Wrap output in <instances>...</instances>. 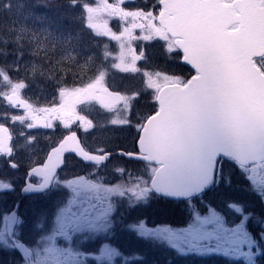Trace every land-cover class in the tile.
Masks as SVG:
<instances>
[{"label": "snow or ice", "instance_id": "1", "mask_svg": "<svg viewBox=\"0 0 264 264\" xmlns=\"http://www.w3.org/2000/svg\"><path fill=\"white\" fill-rule=\"evenodd\" d=\"M126 3L136 0H93L95 6L85 0H68L66 8H80L81 32L65 35L48 28L36 31L23 23L34 15L35 6L28 0H14V4L0 0V12L7 10L9 17L15 6V18L0 27V57L4 58L0 89L8 90L0 91V100L25 113L0 112V169L6 164L18 170L22 166L18 157L23 156L28 181L20 189L22 194L63 193L50 211L37 213L36 235L31 240L22 238L26 220L19 203L0 213V250L19 252L14 264H86L89 258L109 264L122 258L123 264H129V258L107 238L114 230L119 202L126 200V207L134 209L149 207L153 201L180 199L191 210L186 227H148L143 219L126 227L183 255L222 254L256 264V257L264 255V215L255 221L260 230L253 231L249 226L253 214L243 203H227L236 215L228 222L203 197L222 183L230 186V175L224 172L227 161L264 202V0H155L151 4L142 0L135 9H125ZM104 14L124 22L119 33L112 30L109 20H101ZM136 30L140 35L134 34ZM84 31L118 42V55L112 56L105 45L102 58L86 56L81 67L90 68L92 75L87 79L74 76L72 87L61 86L68 80L67 72L57 79L54 68L45 75L34 61L26 62L25 78L13 82L11 74L20 73L23 54L8 63L10 43L21 50L28 46L33 56L45 52V58L49 51L59 49L62 56L57 63L74 62L81 54ZM156 40L163 42L164 55L191 66L194 74L185 78L142 70L138 62L147 63L150 54L133 44ZM38 70L53 82L59 98L44 107L34 106L21 95L30 86L25 81H35ZM115 70L140 74L143 88L111 90L107 78ZM149 92L154 107L150 113L137 112L136 102ZM92 103L106 110L98 114L102 118L81 114V106ZM17 122L22 126L19 131L7 126ZM57 124L66 134L55 140L46 138L45 147L39 148L40 137L32 135V130L55 129ZM116 127L135 129L134 150L110 144L108 139L101 147H89L78 135L81 130L103 135ZM38 151L43 155L34 160ZM69 153L93 170L61 179L59 170ZM114 157L144 163L143 174L133 177ZM110 162L112 173L127 174L129 182L105 183L101 172ZM32 177L39 181L32 182ZM15 190V181L0 175V194ZM194 200L203 204L205 214ZM93 239L99 240L98 254L83 249Z\"/></svg>", "mask_w": 264, "mask_h": 264}, {"label": "rangeland", "instance_id": "2", "mask_svg": "<svg viewBox=\"0 0 264 264\" xmlns=\"http://www.w3.org/2000/svg\"><path fill=\"white\" fill-rule=\"evenodd\" d=\"M50 1V0H47ZM56 4L52 5V9L53 12H47L44 10H40L37 9L38 6L36 3H32L35 7L33 8V17L28 19L27 21H22L23 23L27 24L30 28H32L33 30L39 31V29L41 28H48L49 31H52L54 33H64L65 35L72 33H78L81 32V22L78 19L81 12H80V8H76V9H68L65 7V5H67L68 0H51V2H55ZM30 2V0H28V3ZM85 2L89 3L92 6H95L93 4V0H85ZM109 2H114V0H109ZM13 4H14V0H13ZM30 4V3H29ZM48 10V8H47ZM13 14L12 17L8 16V11L5 12V14L0 17V27H6L9 23L10 20L12 18H15V6H13V8L10 10ZM59 11V12H58ZM86 15V14H85ZM22 19V18H21ZM109 20V26L112 28L113 31L119 33L122 28L125 26L124 22L119 21L118 19H114L112 17H108L106 14L102 15L101 20ZM76 28H78L79 30H75ZM90 33V32H89ZM83 39L82 42L80 44V51L81 54L77 56L76 60L74 62L72 61H63L62 63H57V61H60L62 53L59 49H57L56 52H48L47 53V58L45 52H40L39 56H33L31 54V49L28 46H25L22 50L18 49L16 47L15 44H9L7 50L9 52V55L7 56V62L11 63L13 60H17L19 59V56L22 52L23 54V59H21L19 61L20 63V67H21V71L20 73H12L11 75H13V82L15 83L16 79H24L25 78V66H26V62L29 61H34L36 64H39L42 66L43 71L47 72L50 71L54 68L55 71L57 68H61L64 69V72L68 73V77H70V80H73V77L75 76L76 78H79L80 75H84L85 79H87L88 76L92 75L91 69L90 68H82L81 65H83L85 63V57L86 56H97L102 58L104 51H105V45H107V51L111 52L112 56H116L118 55L119 52V47H118V42L116 41H112L109 37H98L95 36L94 32H91L89 36L88 35V31H84L83 32ZM158 41L160 44H162L163 47V42ZM145 47H147V45H144ZM150 50V47L147 49V51ZM169 59H172L171 61V68H175L174 65V61L173 59L176 57L174 56H168ZM4 62V58L0 57V64H2ZM114 61L109 60L108 63H112ZM97 63H99V60H97ZM141 65V64H140ZM28 68L30 69L31 65L28 64L27 65ZM95 65H93L92 67H94ZM139 66V65H138ZM142 70H147L145 67H140ZM28 75H31V72H28ZM140 74H133V73H121L118 70L115 71H111L108 78H107V83H111L112 85L117 86L119 89H141L143 88V84H142V80L143 77L141 76L140 78H138ZM39 70L38 73L35 77V81L29 80V81H25L26 83H29V87H27L26 89L22 90L21 95L23 98L28 99L30 103H33L34 106L37 107H44V106H48L52 100L55 99L58 100V95L55 91V87L50 86L49 81L46 79H43L41 83L38 82L39 80ZM120 81V82H118ZM136 85V86H134ZM79 86V85H77ZM136 87V88H135ZM0 91H5L7 92V89H0ZM148 101L151 100V93L149 92L146 95H143L140 97V99L136 102V107H137V112L140 113L139 111V106L142 105V103L145 101V99L147 98ZM50 102V103H49ZM106 110L101 109L99 107V105L92 103L89 105H82L81 106V114H86L89 115L90 118H93L94 120L96 118H102V117H98L99 113H103ZM0 112H7L8 115L13 116V115H24V110L23 109H15L12 107L8 106V103L6 100H0ZM144 113V112H142ZM2 122V121H0ZM135 123V122H134ZM10 125L14 126L12 128H14L15 131H19L22 126L19 124V122L15 123V125L9 123ZM53 129H35L32 130L31 134L35 135V136H41L40 140H39V145L38 147L43 149L45 147V139L46 138H51L53 140L54 137V133L50 132ZM83 131V130H82ZM135 129L133 128H110L107 130V132L103 135H101L98 132H89L86 135L88 136L87 138H89L91 141L89 142L90 146H98L101 147L103 146L102 144V140L103 139H108L110 141L111 144L113 145H119V144H114L112 142H116L118 140H120L119 138H125L128 137L130 135V137L133 135ZM129 137V138H130ZM128 138V139H129ZM112 141V142H111ZM124 147L126 148H131V146L129 145H125L122 144ZM121 147V146H120ZM123 148V147H122ZM42 153V152H41ZM43 155V153H42ZM23 157V156H21ZM24 159V158H23ZM25 164L27 165V159H25ZM23 166H25L23 164ZM27 167V166H25ZM143 170V168H142ZM225 172L227 174V168L225 169ZM23 171H19V170H13L7 166L4 165V167L2 169H0V175H6V177L8 179H13L15 181V185L17 187V190L14 192H3L2 194H0V213H4L9 211L12 206L16 203L17 198L20 196V188L22 186H24V182H23ZM143 173H136V175H142ZM23 175V176H22ZM21 177V178H20ZM66 176H62L61 179L65 178ZM125 177H122V181L124 182H128L127 180L124 179ZM247 180V179H246ZM249 182V181H248ZM24 183V184H23ZM250 185V183H249ZM238 187V185H237ZM59 196H58V195ZM54 193L52 196L49 197H41V196H37L35 198L36 200V210L34 211L36 214L32 215L33 217L31 218V226H30V230L31 232L28 230L27 228V219L28 216L31 215V208L33 206L32 204V198L33 197H28L24 200V204H20V209L19 212L20 214L25 218L26 220V224L24 227L25 233L28 234H33V236H30V240L36 235V231L33 228V224L35 222V218L37 213L40 210H45V211H50L53 207V203L54 201L57 199V197H60L63 195V193ZM57 195V196H55ZM26 196V195H25ZM35 196V195H32ZM23 201V200H22ZM192 203L195 205V207L197 209L200 210V208H203V205H200V201H192ZM152 205V203H151ZM227 205V203H226ZM247 208L250 207H255L256 205L253 203H247L245 205ZM119 209H120V216L118 219L115 220V227L114 230L112 231V233L108 234V239L110 240L111 244L114 246H117L119 248V250L121 251L122 248L126 249V250H133L136 249L137 245H142L143 247L147 248V250L153 252V256L155 257V259L161 260V258H163L164 256H167V259H169L170 255L171 257H174L171 261L174 264H181L182 263V257H189V258H193L194 260H200L198 261L199 264H226L227 262H237V263H247L243 258H240L238 260H232L229 259L227 257H225L222 254H213V255H196V254H187V255H183L178 253L175 249L170 248L169 246L165 245V244H161L157 241H154L150 238H143V237H139L135 234L134 231L128 229L126 226L137 219H143L145 220V218H143V216H139L141 213L145 212V207H137L134 209H128L126 207V200L125 201H120L119 203ZM185 209H186V218H187V222H190L191 216H190V209L188 207H186L185 205ZM224 211L226 213H230V218H227L228 222H231L232 220L236 219V215L231 211H227V207H223ZM249 212L251 211V209H248ZM201 211V210H200ZM202 214H205L204 212L201 211ZM264 214V208L261 209V214ZM260 214V215H261ZM224 215V214H223ZM226 216V215H225ZM31 217V216H30ZM158 226H164L166 224H157ZM148 227H154V225H149L147 224ZM168 226V225H167ZM186 225H182L180 227H186ZM172 227V226H171ZM178 227H174V228H180ZM24 237V236H23ZM132 244V246H128V244ZM98 244L99 241L97 242L96 245V250H91L93 252H95V254H98ZM79 246V245H78ZM246 250V249H245ZM125 257L129 258V262L132 261V263L135 262H140L142 260V257L137 253H131V254H127L124 255ZM19 255L17 252L15 251H5V250H0V264H14V262L16 260L19 259ZM134 257H139V259H133ZM119 260V261H118ZM86 264H109V262L107 261H100L97 262L92 258H89L86 262ZM111 264H123V260L122 258H114V260L111 262ZM233 264V263H231Z\"/></svg>", "mask_w": 264, "mask_h": 264}, {"label": "flooded vegetation", "instance_id": "3", "mask_svg": "<svg viewBox=\"0 0 264 264\" xmlns=\"http://www.w3.org/2000/svg\"><path fill=\"white\" fill-rule=\"evenodd\" d=\"M154 2H155V0H149L150 4L154 3ZM140 3H142V0H136V3H126L123 6L125 7V9H135L137 7V5L140 4ZM114 19L116 20V18H114ZM134 34L135 35H140L139 30H136V32ZM144 45H147V47H145ZM133 47H136V48H138L140 50H143V49L147 50L150 47V50L148 51V53L150 54V58H149L148 62L147 63H145L144 61L138 62L139 67H145L147 69V71H164V72H166L168 74H173L174 73L176 75L184 76L185 78H190L191 75L194 74V71L189 66L185 65L182 62H178L177 59H175V58L173 59V61L175 63V65H174L175 68H171L170 66H171V62H172L171 60L172 59H169L168 56L163 54V52H162V44H160L158 41H154V42L136 41V42H134ZM63 72H64V69L57 68L55 73H54L55 78L58 79L63 74ZM44 73H45V75L50 74L49 71H47V72L44 71ZM140 77L141 76L139 75L138 78H140ZM43 79L44 78L40 76L38 82L43 84L41 82ZM118 82H120V81H118ZM49 84H50V81H49ZM108 85H109L111 90H121V91L123 90V89H119L115 85H112L111 83H109ZM50 86H52V89H53L54 85H53L52 81H51ZM61 86L62 87H72L73 83H72V80H70V77H68V80H67L66 84H62ZM134 86H136V85H134ZM55 91L57 93V89H55ZM148 99H150V98L148 97L147 99H145V101L142 103V105L139 106L140 113H142V112L150 113V110L154 107V105L152 103H150L151 100L148 101ZM136 110H137V107H136ZM133 122H135V121H133ZM7 126H9L10 128L14 127V126H12L10 124H8ZM72 130H77V128L73 127ZM50 132L54 133L53 140L57 139L62 134H66V132H64L62 126L59 125V124H57L55 129L51 130ZM78 135L80 136L81 140L86 145H88L89 147H98V146H94V145L93 146L89 145L88 141H91V140L89 138H87L88 136L82 130L78 133ZM39 137L41 138V136H39ZM129 137H130V135L128 137H125V138H119L120 140H118L116 142H112V141L111 142L114 143V144H119V146L131 151V150H134V148H135L136 131H134L133 135L130 138ZM103 142H104V139L102 140V144H103ZM109 143H110V141H109ZM122 144L129 145V146H131V148H126ZM41 156H42V153L38 151L36 156L33 157V159L34 160L38 159ZM18 159H21V161H22V166L18 170L19 171H23V173H24L23 174L24 175L23 182L25 183L26 181H28V177H26V175H25L26 171H28V168L25 167V166H27L25 164V158L23 159V157H18ZM65 159H66L65 166H63L59 170V177L60 178L62 176L71 177L74 174H86L89 171L93 170L92 166L90 164L82 163L73 154H70V153L66 154ZM113 159L114 160H120L121 164L125 165L126 168L132 172L133 177H135L136 173H142V168H144V163H142L140 161H137V160H123L120 157H114ZM111 163L112 162L109 163V168L107 170L101 172V175L106 178L105 179V183L106 184L107 183H116V182H119V181L122 180V177L116 176V175H114L112 173ZM23 164L25 166H23ZM5 166H7V165L5 164ZM13 170H15V169H13ZM124 177H125L124 179L129 182V177L127 176V174H125ZM31 181L32 182H38L39 181V177H32ZM132 182H134V181H132ZM15 189L17 190L16 185H15ZM5 192H11V191H5ZM57 195H55V196H57ZM28 197H33L32 198L33 206L31 208L32 210H31V215H30L31 217L28 216V219H27V223L28 224L26 225L28 230L31 232V230L29 228L31 226L30 222H31V218L33 217L32 215L36 214L34 211L36 210V207H37L36 200H35L37 195H35V196H32V195L22 196L21 195V191H20V196L17 198L15 204L19 203V206H20L21 203L24 204V200L26 198H28ZM19 209H20V207H19ZM119 216H120V209L118 207V210L115 213V220L118 219ZM31 235L33 236V234L25 233V230H23V236L24 237H22V238L25 239V240H30V236ZM98 241L99 240L93 239V240H90V241L84 243L83 244V249H86V250H89V251H91L93 249L96 250V246H94V245H96Z\"/></svg>", "mask_w": 264, "mask_h": 264}, {"label": "trees", "instance_id": "4", "mask_svg": "<svg viewBox=\"0 0 264 264\" xmlns=\"http://www.w3.org/2000/svg\"><path fill=\"white\" fill-rule=\"evenodd\" d=\"M29 3L30 5H33L32 3H36L38 6L37 9L44 10L47 12H53V9L51 7L53 4H56V1L51 2V0H44L43 3H38V0H30ZM6 11L0 12V17H2ZM75 30L79 29L76 28ZM89 35L90 33L88 32L87 36ZM226 168L227 174L225 172ZM224 172L226 176L230 175V186L222 183L218 188H215L214 190L208 192L203 197L204 203L210 204L222 214L226 215V218L229 219H231L230 213H226L223 209V207H226V203L236 201L243 203L244 205H246L247 203L255 204V207H246V210L249 212L248 209H251L250 212L253 214L249 221L250 228H252L253 231H259L260 228L255 225V221L257 217L264 215L263 213L261 214V209L264 208V202L261 201L260 196H258L254 191L251 190L248 180H246L244 176H242L241 173L227 161L224 162ZM185 205L186 204L184 203V201L177 200L153 201L152 205H150L149 207H145V212L141 213L139 216H143L147 224L154 225V227L158 226L157 224H166L172 227H180L182 225L188 224L186 218ZM200 205L203 204L200 202ZM200 210L204 212L202 207L200 208ZM227 211L231 212L228 208ZM129 245L132 246L131 243L128 244V246ZM121 252L124 255L138 253L142 257V260L140 262L132 263L131 261L129 262V264H174L171 261L174 257H171V255L169 256V259H167V256H164L163 258H161V260L157 261L152 254L153 252L147 250V248L143 247L142 245H137L136 249L133 250H126L122 248ZM181 259V264H199L198 261H200L199 259L194 260L193 258L189 257H182ZM231 263L247 264L242 262L237 263L234 261L227 262L226 264ZM256 264H264V255L256 257Z\"/></svg>", "mask_w": 264, "mask_h": 264}, {"label": "water", "instance_id": "5", "mask_svg": "<svg viewBox=\"0 0 264 264\" xmlns=\"http://www.w3.org/2000/svg\"><path fill=\"white\" fill-rule=\"evenodd\" d=\"M185 65H186V64H185ZM187 66H189V65H187ZM189 67L191 68V66H189ZM191 69H192V68H191ZM26 182H27V181H26ZM26 182H25V183H26ZM24 185H25V184H24ZM21 195H22V196H25V195H28V194H22V193H21ZM174 200H180V199H174ZM17 253H18V255L20 256V253H19V252H17Z\"/></svg>", "mask_w": 264, "mask_h": 264}]
</instances>
